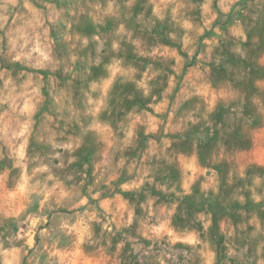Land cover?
<instances>
[{
  "label": "rangeland",
  "instance_id": "obj_1",
  "mask_svg": "<svg viewBox=\"0 0 264 264\" xmlns=\"http://www.w3.org/2000/svg\"><path fill=\"white\" fill-rule=\"evenodd\" d=\"M219 237L264 264V0H0V264Z\"/></svg>",
  "mask_w": 264,
  "mask_h": 264
},
{
  "label": "trees",
  "instance_id": "obj_2",
  "mask_svg": "<svg viewBox=\"0 0 264 264\" xmlns=\"http://www.w3.org/2000/svg\"><path fill=\"white\" fill-rule=\"evenodd\" d=\"M242 3L246 2L247 0H241ZM206 202L207 208L211 211L214 212V210L221 211L222 207L219 206L215 201H200L199 202V208H202V205ZM222 238L219 237L217 241V264L221 263V255H222V250L223 246L221 245ZM122 264H140L138 263V256H135L131 253L129 255H125V257L122 259Z\"/></svg>",
  "mask_w": 264,
  "mask_h": 264
}]
</instances>
